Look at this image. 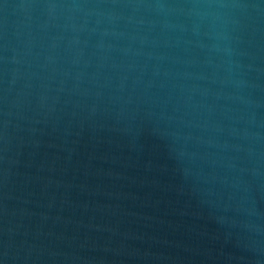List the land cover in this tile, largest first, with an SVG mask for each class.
Masks as SVG:
<instances>
[{"label":"water","instance_id":"obj_1","mask_svg":"<svg viewBox=\"0 0 264 264\" xmlns=\"http://www.w3.org/2000/svg\"><path fill=\"white\" fill-rule=\"evenodd\" d=\"M0 264H264V0H0Z\"/></svg>","mask_w":264,"mask_h":264}]
</instances>
